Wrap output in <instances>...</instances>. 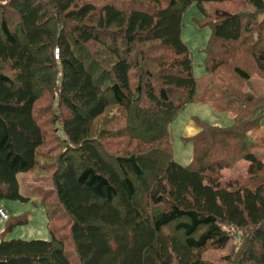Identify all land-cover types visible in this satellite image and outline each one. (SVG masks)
<instances>
[{"label":"trees","instance_id":"trees-1","mask_svg":"<svg viewBox=\"0 0 264 264\" xmlns=\"http://www.w3.org/2000/svg\"><path fill=\"white\" fill-rule=\"evenodd\" d=\"M216 1L0 0V198L28 199L19 173L52 186L50 238H0V264H219L205 252L227 248L221 264H264V141L249 135L264 118L251 84L264 78V0L215 16ZM191 4L210 29L201 100L233 121L200 122L181 164L170 125L198 98L181 36ZM240 160L236 189L205 182Z\"/></svg>","mask_w":264,"mask_h":264},{"label":"rangeland","instance_id":"rangeland-1","mask_svg":"<svg viewBox=\"0 0 264 264\" xmlns=\"http://www.w3.org/2000/svg\"><path fill=\"white\" fill-rule=\"evenodd\" d=\"M240 4L241 2L238 0H225L207 2L205 7L208 13L216 16V13L220 14V12L229 14L238 11ZM202 17L203 15L195 4H191L182 16L181 36L192 57L193 70L197 77L198 98L196 101L189 102L170 125V139L174 158L176 162L181 164L188 163L191 153L190 143H187L184 137L195 134L198 131L200 122L226 127L232 124L233 121L232 115L225 108L226 105L223 101H217L213 104L207 100H201L209 96L208 91H206L208 80L204 66V53L201 49L204 47L210 32L209 27L200 25L197 21ZM251 84L257 93L264 94V78L254 75L251 78ZM258 129L260 130L261 139L264 141V118L261 125L250 131L249 135L257 132ZM263 152L264 146L259 150V153ZM240 161L233 168H216L214 171L205 172V182L214 186L220 184V187L229 190L236 189L239 182L246 176V164ZM17 179L19 192L28 199L0 198V208H3L9 216L8 220L0 222V238L48 240L51 236L50 227L47 226V218L44 206L41 203V197L44 195L45 190L52 188L50 180L48 178H35L27 173L17 174ZM19 219H25V222L16 224ZM13 222L15 224L9 225ZM9 226H11L10 229H8ZM227 250L229 249L227 248ZM227 250H210L205 252V257L221 264L218 257L226 253Z\"/></svg>","mask_w":264,"mask_h":264},{"label":"built area","instance_id":"built-area-1","mask_svg":"<svg viewBox=\"0 0 264 264\" xmlns=\"http://www.w3.org/2000/svg\"><path fill=\"white\" fill-rule=\"evenodd\" d=\"M8 217V213L3 208H0V222H5ZM233 236H235V233H233Z\"/></svg>","mask_w":264,"mask_h":264},{"label":"crops","instance_id":"crops-1","mask_svg":"<svg viewBox=\"0 0 264 264\" xmlns=\"http://www.w3.org/2000/svg\"><path fill=\"white\" fill-rule=\"evenodd\" d=\"M264 159V158H263ZM241 161H243V163L244 164H246V168L248 167V164H249V162H247V161H245V160H241ZM240 161V162H241ZM247 170V169H246ZM246 172V171H245ZM30 175H32V174H30ZM34 176V175H33ZM35 178H40V179H42L41 177H37V176H34Z\"/></svg>","mask_w":264,"mask_h":264}]
</instances>
